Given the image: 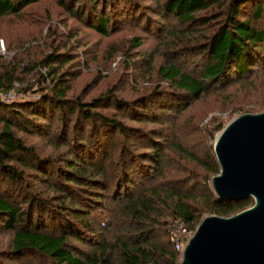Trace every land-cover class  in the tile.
<instances>
[{
  "label": "trees",
  "instance_id": "16d2710c",
  "mask_svg": "<svg viewBox=\"0 0 264 264\" xmlns=\"http://www.w3.org/2000/svg\"><path fill=\"white\" fill-rule=\"evenodd\" d=\"M38 1L0 0V17L19 15ZM145 1L69 0L66 5L74 16L106 36L125 25L141 23L151 31H162L166 21L185 27L206 25L209 31L200 41L181 50L187 58L194 56L190 71L183 66L184 56L160 66L159 77L169 86L158 85L131 102L121 103L114 96L83 102L69 96L70 87L60 76L39 99L7 103L0 98V232H13L12 248L6 252L9 256L96 264L95 257L86 259L67 248L69 239L86 242L87 234L94 235L91 214L107 198L102 191L109 189L113 202L123 205L136 225L125 233L127 241L119 240L126 264H179L181 252L171 224L180 221L188 230L199 220L201 207L211 206L219 216L229 217L254 204L253 198L233 201L217 197L211 175L220 173V164L213 147L202 158L185 151L204 170L192 187L190 180H153V166L161 160L162 140L158 139L163 135L127 125L98 109L111 99L121 103L137 123L159 122L167 110L188 107L210 90L247 81L255 70H264V0H156L153 7ZM208 10L223 11L214 24L198 16ZM191 33L178 34V41L189 42ZM134 41L142 44L139 38ZM66 55L53 52L42 64H48L51 71ZM12 79L11 74L0 75V94L12 88ZM56 120L60 123L57 137L69 149L64 162L42 156L20 135L48 132ZM118 135L123 138L121 165L112 179L106 163ZM128 141L146 143L149 150L137 152ZM154 174L157 178L159 171ZM32 178L48 182L57 195L36 191ZM107 250L105 245L101 253L105 255Z\"/></svg>",
  "mask_w": 264,
  "mask_h": 264
},
{
  "label": "rangeland",
  "instance_id": "374dc122",
  "mask_svg": "<svg viewBox=\"0 0 264 264\" xmlns=\"http://www.w3.org/2000/svg\"><path fill=\"white\" fill-rule=\"evenodd\" d=\"M68 1L39 0L19 15L0 17V75L8 73L13 76L12 88L0 94L5 102L39 99L42 93L52 90L60 76L70 87L69 96L83 102L100 96H114L121 103L131 102L158 85L169 86L159 77L160 66L184 56L183 66L190 71L195 65L194 56L187 58L188 54L181 50L187 44L200 41L203 34L209 31L204 24L185 27L171 20L174 22L163 23L162 29L167 34L163 30L146 29L141 23L125 25L106 36L74 16L66 5ZM145 3L152 4L151 7L157 4L156 0H146ZM222 12L208 10L199 12L198 16L207 17L214 24ZM188 31H192L190 41H178L177 37ZM135 38H139L142 44L136 45ZM53 52L67 55L62 56L56 67L49 71L48 64L43 65L42 62ZM121 103L109 99L98 111L127 125L163 135L158 139L162 140L161 160L153 166L152 179L190 180L192 187L198 174L204 170L185 151L198 158L210 154L212 147L215 153L219 134L232 120L244 113L264 111V70H255L247 81H236L228 87L210 90L188 107L167 110L159 122L146 120L137 123ZM59 124V120L54 121L48 132L29 131L20 135L42 156L55 157L58 162H64L69 158V149L63 144L64 139L57 137ZM128 142L137 152L149 150L141 141ZM122 143L123 138L118 135L106 163V172L112 179L121 165ZM157 171L159 174L155 178ZM134 174L137 175V172ZM216 175H211V178ZM30 182L36 191L44 195H57L46 181L32 178ZM102 192L107 198L96 205L98 208L92 212L90 219L98 235L94 232V235L87 234L86 242L69 239L67 249L86 259L93 260L95 257L96 264H126L121 257L119 240H126L125 233L135 229L136 225L124 213L123 205L113 202L112 189ZM199 214V220L186 230L184 238H190L205 217L218 215L211 206L201 207ZM170 226L172 233L186 228L180 221ZM12 239V231L0 232V264H59L50 258L9 256L6 252L12 248ZM105 245L108 248L106 256L101 253Z\"/></svg>",
  "mask_w": 264,
  "mask_h": 264
},
{
  "label": "water",
  "instance_id": "95a60500",
  "mask_svg": "<svg viewBox=\"0 0 264 264\" xmlns=\"http://www.w3.org/2000/svg\"><path fill=\"white\" fill-rule=\"evenodd\" d=\"M215 153L218 198L254 199L229 217H205L187 240L180 264H264V111L244 113L219 134Z\"/></svg>",
  "mask_w": 264,
  "mask_h": 264
},
{
  "label": "built area",
  "instance_id": "2783aa9c",
  "mask_svg": "<svg viewBox=\"0 0 264 264\" xmlns=\"http://www.w3.org/2000/svg\"><path fill=\"white\" fill-rule=\"evenodd\" d=\"M186 228L183 229V231H178L177 233L176 232H173L174 234V240H175V244H176V248L178 251H180L182 253L184 247H185V244H186V240H184V234H186ZM187 240L189 238H186Z\"/></svg>",
  "mask_w": 264,
  "mask_h": 264
}]
</instances>
